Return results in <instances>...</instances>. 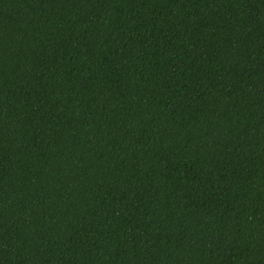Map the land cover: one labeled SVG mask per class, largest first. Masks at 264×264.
<instances>
[{
  "label": "trees",
  "instance_id": "trees-1",
  "mask_svg": "<svg viewBox=\"0 0 264 264\" xmlns=\"http://www.w3.org/2000/svg\"><path fill=\"white\" fill-rule=\"evenodd\" d=\"M0 264H264V0H0Z\"/></svg>",
  "mask_w": 264,
  "mask_h": 264
}]
</instances>
